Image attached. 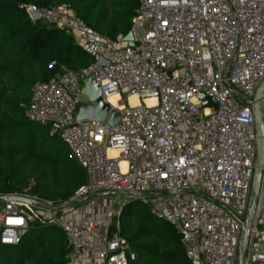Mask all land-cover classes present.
I'll list each match as a JSON object with an SVG mask.
<instances>
[{"label": "built area", "instance_id": "built-area-1", "mask_svg": "<svg viewBox=\"0 0 264 264\" xmlns=\"http://www.w3.org/2000/svg\"><path fill=\"white\" fill-rule=\"evenodd\" d=\"M136 1L133 47L98 35L65 5L39 15L93 61L76 73L51 61L56 74L31 86L24 117L48 125L87 180L62 201L27 191L7 196L28 202L0 199V244L17 245L37 220L62 231L66 264H130L137 256L120 218L138 202L172 226L191 264H236L255 169L251 101L264 80V0ZM87 77L108 114L119 112L115 124L108 114L76 120ZM259 108L264 137V90ZM97 195L111 200L101 218L67 220ZM242 264H264V164Z\"/></svg>", "mask_w": 264, "mask_h": 264}, {"label": "trees", "instance_id": "trees-1", "mask_svg": "<svg viewBox=\"0 0 264 264\" xmlns=\"http://www.w3.org/2000/svg\"><path fill=\"white\" fill-rule=\"evenodd\" d=\"M57 5L110 39L132 31L137 10L136 0H0V199L27 191L62 201L87 180L49 126L24 117L31 86L56 74V68H48L51 61L75 73L93 61L64 29L33 22L26 12L27 7L40 11ZM136 204L127 205L120 218L121 236L137 256L130 264H191L172 226L164 222L163 228L143 205L144 211L132 214ZM68 254L62 231L37 220L17 245L0 244V264H66Z\"/></svg>", "mask_w": 264, "mask_h": 264}, {"label": "water", "instance_id": "water-1", "mask_svg": "<svg viewBox=\"0 0 264 264\" xmlns=\"http://www.w3.org/2000/svg\"><path fill=\"white\" fill-rule=\"evenodd\" d=\"M31 13L34 14V17H38L39 15H44L45 10L42 9L38 13L35 8L31 7ZM68 35L69 37H71L70 34ZM123 40L127 42L128 46L133 47L134 41H133L132 31H129L123 37ZM263 90H264V80L257 87L254 97L251 101L252 111L255 119V130L257 135L256 157L254 161L255 169L251 183L249 202L246 210V224L242 230V234L238 246L236 264H242L243 254L248 240L249 227L253 219L254 208L258 196L260 168L263 167L264 164V137L262 133V120H261L260 108H259V103ZM80 95L83 96L85 100L78 101L77 103L76 120L78 121L91 120V121L102 122L109 112V105L103 102L99 98L100 89L97 85H95L92 77H87L82 81V88L80 90ZM119 115L120 114L118 111L111 110L107 117V123L109 125L115 124L119 118ZM1 199L26 201L16 196H4Z\"/></svg>", "mask_w": 264, "mask_h": 264}, {"label": "crops", "instance_id": "crops-1", "mask_svg": "<svg viewBox=\"0 0 264 264\" xmlns=\"http://www.w3.org/2000/svg\"><path fill=\"white\" fill-rule=\"evenodd\" d=\"M84 101V100H83ZM100 195H97L96 197H98ZM91 198H95V197H91ZM86 199L84 201H81L80 203H78L77 205H75L66 215L67 220L71 221L73 223H81L82 221L86 220V219H95V218H99L101 217L104 213V210H101L102 208H96L95 210L93 209V207L86 205L87 203L90 202V199ZM102 199V198H101ZM106 199H102V201L100 200H96L95 205H97L99 202H105ZM88 206V207H87ZM99 209V212H97L96 210ZM98 215V217H97Z\"/></svg>", "mask_w": 264, "mask_h": 264}, {"label": "rangeland", "instance_id": "rangeland-1", "mask_svg": "<svg viewBox=\"0 0 264 264\" xmlns=\"http://www.w3.org/2000/svg\"><path fill=\"white\" fill-rule=\"evenodd\" d=\"M26 12H27V15L29 16V18H30L33 22H36V21L43 22V21L40 19L39 16H38V17H34V14L31 13V7H27V8H26ZM77 99H78L79 101H83V100H85V98H84L83 96H81V95H78V96H77ZM31 185H33V183L30 184V187H31ZM28 188H29V186H28ZM101 198H102V199L105 198L106 201H105V202H102V204H101V202H99L97 205H95L96 203H93V202H96V200H97V201H98V200L102 201ZM110 203H111V200H110V198H109L108 195H100V196H98V197L91 198V199H90V202L87 203L86 205L89 204V206L93 207L94 210H95L96 208H102L101 210H104L103 213H106V211L108 210V208H109V206H110ZM87 207H88V206H87ZM124 208H125V207H124ZM142 210L144 211V208H143V206H142L141 204L133 205V206H132V209H130V211L132 212V214L140 213V212H142ZM96 211L99 212V209L96 210ZM123 211H124V209H123ZM129 213H130V212H127L128 215H129ZM146 215H147V214H146ZM102 216H103V215H102ZM102 216H101V217H102ZM97 217H98V215H97ZM101 217H99V218H101ZM124 221H125V219H124ZM157 221H158V223H160V224L162 225L163 228H165V223H164V221H162V220H157Z\"/></svg>", "mask_w": 264, "mask_h": 264}, {"label": "bare ground", "instance_id": "bare-ground-1", "mask_svg": "<svg viewBox=\"0 0 264 264\" xmlns=\"http://www.w3.org/2000/svg\"><path fill=\"white\" fill-rule=\"evenodd\" d=\"M109 101H110V103L114 106L115 103H116V97H115V96H111L110 99H109ZM129 101H130V104H131V105H137V99H136V97L131 96V97L129 98ZM150 102H151V100H148V101H147L148 104H149ZM110 152H111V153H114L113 150L110 151Z\"/></svg>", "mask_w": 264, "mask_h": 264}, {"label": "snow or ice", "instance_id": "snow-or-ice-1", "mask_svg": "<svg viewBox=\"0 0 264 264\" xmlns=\"http://www.w3.org/2000/svg\"><path fill=\"white\" fill-rule=\"evenodd\" d=\"M12 221H10V223H11ZM17 223H18V221H17Z\"/></svg>", "mask_w": 264, "mask_h": 264}, {"label": "clouds", "instance_id": "clouds-1", "mask_svg": "<svg viewBox=\"0 0 264 264\" xmlns=\"http://www.w3.org/2000/svg\"><path fill=\"white\" fill-rule=\"evenodd\" d=\"M37 11V10H36Z\"/></svg>", "mask_w": 264, "mask_h": 264}]
</instances>
